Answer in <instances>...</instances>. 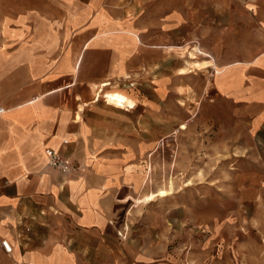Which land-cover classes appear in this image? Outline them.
<instances>
[{
    "label": "crops",
    "instance_id": "1",
    "mask_svg": "<svg viewBox=\"0 0 264 264\" xmlns=\"http://www.w3.org/2000/svg\"><path fill=\"white\" fill-rule=\"evenodd\" d=\"M118 1L0 0V238L11 245L0 264L152 258L148 242L123 241L118 197L154 148L136 122L149 120L167 86L181 88L191 69L177 61L169 72L165 61L179 57L166 49L175 45L131 22ZM207 2L215 18L239 20L233 43L220 37L208 47L212 56L203 54L224 68L216 80L211 71L210 97L227 117L243 119L245 109L250 129L264 131V0ZM188 4L184 13L172 4L163 22L191 23ZM45 149L77 170L61 177L46 166Z\"/></svg>",
    "mask_w": 264,
    "mask_h": 264
},
{
    "label": "rangeland",
    "instance_id": "2",
    "mask_svg": "<svg viewBox=\"0 0 264 264\" xmlns=\"http://www.w3.org/2000/svg\"><path fill=\"white\" fill-rule=\"evenodd\" d=\"M117 4L128 5L131 22L161 33L163 45H175L166 49L179 57L165 61L169 72L177 61L180 69H191L181 88L167 86L161 108L149 120L136 122V132H146L154 148L142 157L145 167L128 180L131 190L118 197L123 201L115 226L125 228L123 241L148 242L143 250L152 258L145 264H264V131L250 129L245 109L243 119L227 117L223 111L228 109L213 102L212 72L216 80L224 68L203 55H211L208 47L220 37L224 44L233 43L239 20L215 18L207 0H190L193 20L178 26L163 21L172 4L184 13V0ZM111 254L118 260L119 250Z\"/></svg>",
    "mask_w": 264,
    "mask_h": 264
},
{
    "label": "built area",
    "instance_id": "3",
    "mask_svg": "<svg viewBox=\"0 0 264 264\" xmlns=\"http://www.w3.org/2000/svg\"><path fill=\"white\" fill-rule=\"evenodd\" d=\"M3 113V109L0 107V114ZM62 144H66L63 142ZM46 166L51 170H56L61 177L66 178L73 174L77 170V167L65 156L61 155L57 150L45 149ZM11 252V245L5 239L0 238V258L3 255H9Z\"/></svg>",
    "mask_w": 264,
    "mask_h": 264
}]
</instances>
